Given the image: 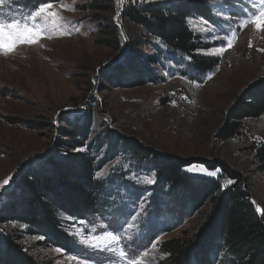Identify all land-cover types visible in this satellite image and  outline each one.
<instances>
[{
  "label": "rangeland",
  "instance_id": "rangeland-1",
  "mask_svg": "<svg viewBox=\"0 0 264 264\" xmlns=\"http://www.w3.org/2000/svg\"><path fill=\"white\" fill-rule=\"evenodd\" d=\"M89 1L5 0L0 5V23L15 20L21 29L40 33L29 37L34 43L17 39L15 32L0 36V203L30 161L58 148L63 120L92 107L90 139L103 142L99 158L111 153V139L127 136L161 155L191 159L195 163L185 170L195 176L220 175L211 164L220 160L244 176L255 207L264 212V172L252 152L264 141V115L242 121L236 137H218L236 98L264 76V28L252 22L264 12V0H202L211 7L212 21L192 17L188 24L201 40L197 53L218 60L205 72L187 67L182 55L158 58L160 41L117 14L120 0H112L116 12L88 9ZM109 18L123 39L119 50L98 43ZM132 51L158 79L133 87L105 80ZM96 176L103 183L97 209L84 219L61 216L72 240L69 249L29 234L22 224L12 225L19 242L44 264H162L161 242L192 229L208 209L183 215L170 209L171 201L155 195L151 162L120 147ZM223 255H215V264Z\"/></svg>",
  "mask_w": 264,
  "mask_h": 264
},
{
  "label": "trees",
  "instance_id": "trees-1",
  "mask_svg": "<svg viewBox=\"0 0 264 264\" xmlns=\"http://www.w3.org/2000/svg\"><path fill=\"white\" fill-rule=\"evenodd\" d=\"M22 1L40 5L60 0ZM86 6L102 11H111L114 7L116 12L112 0H91ZM122 15L160 41L158 58L185 56L189 62L187 67L199 72L217 66L218 60L214 57L197 53L201 40L188 24L192 17L212 21L211 7L206 2L168 0L129 4ZM106 21L105 35L98 38V43L119 50L123 45L119 28L110 18ZM136 45L131 42L130 48ZM140 57L141 54L132 51L123 64L113 68L116 72H107L104 79L123 87L138 86L146 80L156 81L157 75L145 68ZM263 115L264 76L236 98L225 114L218 137L222 140L236 137L242 121ZM92 117L91 107L81 116L64 119L58 148L30 161L15 188L5 194L0 203V264H44L19 242L14 223L22 224L29 234L42 235L53 245L69 249L72 240L61 216L84 219L97 209L103 183L96 173L119 147L140 161L151 162L156 178L155 195L171 201L170 209L175 207L172 210L183 215L208 207L202 220L192 229L161 242L166 255L162 264H215V255L220 252L225 253L221 264H264V212L255 207L249 184L239 171L217 160L211 164L221 169L220 175L195 176L185 170L195 163L191 159L175 154L161 155L127 136L111 139L114 142L109 143L113 147L111 153L99 158L103 142L96 141L98 137L90 139ZM252 152L257 169L264 172V141L253 146Z\"/></svg>",
  "mask_w": 264,
  "mask_h": 264
},
{
  "label": "snow or ice",
  "instance_id": "snow-or-ice-1",
  "mask_svg": "<svg viewBox=\"0 0 264 264\" xmlns=\"http://www.w3.org/2000/svg\"><path fill=\"white\" fill-rule=\"evenodd\" d=\"M5 0H0V5H3ZM45 6H42L38 9V11H43ZM252 22L257 26V28H264V12L259 13L255 17H253ZM5 28H8L10 31L5 33ZM13 32L16 33L17 39L21 36L25 37L27 42L34 43L35 40L29 39L31 36H39L40 33L37 32L35 29L29 28L25 26L23 29L20 28V24L18 21L13 20L11 23L5 25L4 23H0V36L7 35L9 38L12 37ZM15 41H13V44ZM13 44L6 45L9 49L13 47ZM230 46V45H229ZM210 175H216L215 172L209 173ZM6 184L7 181H4Z\"/></svg>",
  "mask_w": 264,
  "mask_h": 264
},
{
  "label": "built area",
  "instance_id": "built-area-1",
  "mask_svg": "<svg viewBox=\"0 0 264 264\" xmlns=\"http://www.w3.org/2000/svg\"><path fill=\"white\" fill-rule=\"evenodd\" d=\"M132 1V5H137L138 4H150L153 3L154 0H143V2L139 1V0H120V2L122 3V7L117 6V14H122L123 9L125 8L124 5L128 6L129 2Z\"/></svg>",
  "mask_w": 264,
  "mask_h": 264
},
{
  "label": "water",
  "instance_id": "water-1",
  "mask_svg": "<svg viewBox=\"0 0 264 264\" xmlns=\"http://www.w3.org/2000/svg\"><path fill=\"white\" fill-rule=\"evenodd\" d=\"M120 24V23H119Z\"/></svg>",
  "mask_w": 264,
  "mask_h": 264
}]
</instances>
